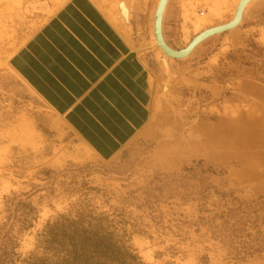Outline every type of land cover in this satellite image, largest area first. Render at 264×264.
I'll return each mask as SVG.
<instances>
[{"label": "rangeland", "instance_id": "374dc122", "mask_svg": "<svg viewBox=\"0 0 264 264\" xmlns=\"http://www.w3.org/2000/svg\"><path fill=\"white\" fill-rule=\"evenodd\" d=\"M112 1L0 0V244L12 229L18 264H53L66 219L116 264H264V0L183 60L155 43L158 0L128 30ZM238 1L171 0L166 42Z\"/></svg>", "mask_w": 264, "mask_h": 264}, {"label": "trees", "instance_id": "16d2710c", "mask_svg": "<svg viewBox=\"0 0 264 264\" xmlns=\"http://www.w3.org/2000/svg\"><path fill=\"white\" fill-rule=\"evenodd\" d=\"M25 212L20 217L22 229L30 226L28 206L22 204ZM31 210V209H30ZM56 223L49 233V243L54 247L53 264H116L117 256L121 255V249L111 239L104 235L103 231H94L82 228L77 222L64 219V223ZM12 229L4 234L0 244V264H18L17 254L14 252L15 243ZM46 235L43 237L46 238ZM1 237V236H0ZM13 250V251H12ZM53 257V258H54ZM23 260L19 264H46L44 260Z\"/></svg>", "mask_w": 264, "mask_h": 264}, {"label": "bare ground", "instance_id": "6f19581e", "mask_svg": "<svg viewBox=\"0 0 264 264\" xmlns=\"http://www.w3.org/2000/svg\"><path fill=\"white\" fill-rule=\"evenodd\" d=\"M115 1L116 0H113L112 3L115 2ZM170 1L171 0H167L166 1V6H165V8L163 10V13H162V23H163V25H164V17H165V14H166V10L168 8V5H169ZM246 1H248V3L245 5ZM252 1L253 0H251V1H249V0H239L238 3H237V7H236V9L234 11V16H233V18L231 19V21L229 23L223 24V25H219V26L210 27V28L198 33L190 41V43L187 45V47L185 49H183V50H175L172 47H170L168 45V43L166 42L168 47L171 49V51L174 52V53H172L173 55L172 54L168 55L165 51H163L159 47V43H158L156 35H155V29H156V25H157V21H158V10H159V8H160V6L162 4V0H158L157 6H156V10H155V14H154V35H155V41H156L155 43L158 46V48L168 57V59H170V60L171 59H173V60L187 59L188 57H190V55H192V53L196 50V48L199 45H201L203 42L207 41L208 39H210V38H212L214 36H217V35L212 36L214 31L220 30V29L225 28V27H228L231 24H233V26H234L237 23V21L239 20V18L242 16V19H241L240 23L232 28V30L236 29L241 24V22L243 20V17H244L245 10L247 9V7L250 4L253 3ZM116 4L117 5H115V7L116 6L117 7L115 9H116L117 13L114 11L115 12V14H114L115 15V21L118 23V25L121 27V29L128 30L129 28H131V25H132L131 19H132V10L134 8V6H133L134 5V0H118ZM241 11H242V13H241ZM232 30H230V31H232ZM220 33H221V31H220ZM162 34L164 36L163 26H162ZM218 35H221V34H218ZM200 36H204L202 38H205L204 39L205 41L202 38L200 39L199 38ZM201 40H203V41H201ZM204 79H205V77L202 78V80H204ZM54 130H55V128H54ZM60 130L59 129L57 130L58 133H60L59 132ZM81 157H83V156H81Z\"/></svg>", "mask_w": 264, "mask_h": 264}, {"label": "water", "instance_id": "95a60500", "mask_svg": "<svg viewBox=\"0 0 264 264\" xmlns=\"http://www.w3.org/2000/svg\"><path fill=\"white\" fill-rule=\"evenodd\" d=\"M166 1L167 0H162V4H161V6H160V8L158 10V21H157V25H156V29H155V35H156L157 41L159 43V47L169 55V54H172L174 52L171 51V49L168 47V45H167V43L165 41V38H164V36L162 34V26H163V23H162V13H163V10H164V8L166 6ZM249 1H251V0H249ZM255 1H258V0H253L252 2H255ZM247 3H248V1L245 2V5ZM241 13H242V11H241ZM241 19H242V16L239 18V20L237 21V23L234 26L238 25L240 23ZM234 26H233V24H231L228 27L222 28L220 30H216V31L213 32V35L212 36L218 35V34H224L226 32H229L230 30H232V28ZM220 31H221V33H220ZM202 37H204V36H200L199 38L201 39ZM202 39L204 40L205 38H202ZM203 40H201V41H203Z\"/></svg>", "mask_w": 264, "mask_h": 264}, {"label": "crops", "instance_id": "0c3cea01", "mask_svg": "<svg viewBox=\"0 0 264 264\" xmlns=\"http://www.w3.org/2000/svg\"><path fill=\"white\" fill-rule=\"evenodd\" d=\"M167 10H168V8H167Z\"/></svg>", "mask_w": 264, "mask_h": 264}]
</instances>
